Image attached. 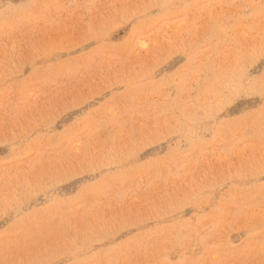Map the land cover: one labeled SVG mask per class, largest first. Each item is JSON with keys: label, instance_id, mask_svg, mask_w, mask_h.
<instances>
[{"label": "rangeland", "instance_id": "obj_1", "mask_svg": "<svg viewBox=\"0 0 264 264\" xmlns=\"http://www.w3.org/2000/svg\"><path fill=\"white\" fill-rule=\"evenodd\" d=\"M0 264H264V0H0Z\"/></svg>", "mask_w": 264, "mask_h": 264}]
</instances>
